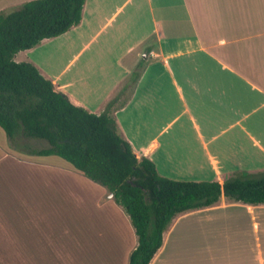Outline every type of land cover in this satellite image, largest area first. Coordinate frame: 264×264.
<instances>
[{"label": "crops", "instance_id": "0c3cea01", "mask_svg": "<svg viewBox=\"0 0 264 264\" xmlns=\"http://www.w3.org/2000/svg\"><path fill=\"white\" fill-rule=\"evenodd\" d=\"M29 1L0 0V13ZM54 51L76 52L73 68L55 71L49 65ZM85 52L88 60L77 65ZM122 52H138L143 73L122 94L124 106L110 114L138 159H150L161 176L176 181L222 184L229 176L264 172V0H85L77 26L21 54L74 105L99 115L137 66L124 67ZM150 120L160 128L150 131ZM22 149L33 155L32 148ZM5 157L0 148V162ZM14 163L27 165L19 180L26 181L33 204L46 190L53 199L68 191L82 200L76 173L82 174L65 162ZM86 181L97 209L115 199ZM1 206L0 199V264H36L31 250L50 248L42 245L49 238L37 234L42 241L36 244L29 220L26 227L14 225L4 218L18 213ZM123 217V238L132 247L125 253L116 240L106 264H128L137 245L130 218ZM150 264H264V204L221 196L214 206L178 215Z\"/></svg>", "mask_w": 264, "mask_h": 264}, {"label": "trees", "instance_id": "16d2710c", "mask_svg": "<svg viewBox=\"0 0 264 264\" xmlns=\"http://www.w3.org/2000/svg\"><path fill=\"white\" fill-rule=\"evenodd\" d=\"M85 0H32L0 13V128L11 141L44 140L47 147L30 152L56 156L111 192L125 209L137 237L128 264H150L162 245L163 232L180 214L214 206L221 196L249 205L264 204V172L229 176L214 182L176 181L161 176L148 158L138 159L117 132L110 114L123 107L129 81L99 114L74 105L29 62L16 53L60 36L82 19Z\"/></svg>", "mask_w": 264, "mask_h": 264}, {"label": "rangeland", "instance_id": "374dc122", "mask_svg": "<svg viewBox=\"0 0 264 264\" xmlns=\"http://www.w3.org/2000/svg\"><path fill=\"white\" fill-rule=\"evenodd\" d=\"M147 27L149 28V26ZM151 39H153V37L150 38L148 43H151ZM25 51L26 50L16 53L13 58L14 61L18 63L26 61V58H23L24 56L21 54V52ZM75 53L76 52H64V54L62 53L60 56L59 52L54 51L50 57L49 65L55 71L60 70V68L62 70L65 66H72L74 65L73 57ZM115 53L117 54L120 52ZM137 53L138 52H122V54L125 55V58L122 60V65L124 67L137 65L135 69H139V77L136 82H138L143 73V65L141 64L142 56H136ZM85 54H87V52L81 53V57H78L77 65L82 64L80 61L83 59L88 60L89 57ZM101 59L102 62L100 64L105 63L107 60L104 56ZM150 71L151 69L148 68L146 72L147 75L145 73L146 79L151 75ZM130 76L126 82L129 81ZM132 118H134V116H132ZM148 124L150 125V131L160 128V125H153V120L148 121ZM7 140L8 136L0 128V148L2 152L6 154V157L0 162L1 208L4 212L12 210L18 213V217L4 218V220L11 219V221H13L12 223L16 221L14 225L17 224L22 227L28 226L27 221L29 220V224L32 229L35 230L36 240H38L37 234L43 237L41 239L49 238V240H45L44 243L42 242V245L50 246V248L40 249V247L36 246L31 250L35 252L34 260L36 264H106V253L112 254L114 252L113 244L116 240H118V246L121 244V241L124 242L125 253H127V249L132 247V245L131 239L126 238V236L123 238L124 234L127 233L126 225L123 222V216L126 217L128 214L116 199L110 200L105 207L97 209L94 205L96 198L94 191L86 181L89 179L84 175L76 173L80 176L79 178L83 180L81 183H79L78 179L76 181L77 191L79 192L80 187L84 191V194L80 197L82 199L81 201L68 191L66 193L60 192L61 200L57 198L53 199V195L49 194L47 192L48 190H46L44 192V195H46L45 199L41 193L39 200L35 201L33 204V202L27 199L28 185L26 181L23 179L19 180V175L23 173V171H26L27 165L20 164L19 166L14 162L20 160L29 162L57 160L65 162L68 168H70L71 165L67 161L56 156L43 157L34 154L31 155L22 149L23 146H28L32 149L47 147V143L44 140L21 137L13 141L11 145ZM36 185L38 187L37 181ZM69 187L70 185L67 186V188ZM56 194L58 195V192H56ZM38 230H41L42 233L39 234ZM41 241L42 240L36 241V244ZM117 248L118 247H116V249ZM25 255L26 253L23 252V256ZM121 256L122 261H124L126 259V254L125 258L122 253Z\"/></svg>", "mask_w": 264, "mask_h": 264}]
</instances>
